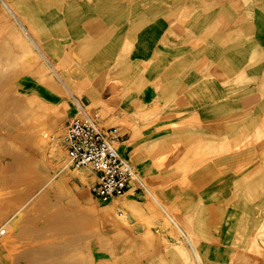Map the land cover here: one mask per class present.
Instances as JSON below:
<instances>
[{
	"label": "rangeland",
	"instance_id": "obj_1",
	"mask_svg": "<svg viewBox=\"0 0 264 264\" xmlns=\"http://www.w3.org/2000/svg\"><path fill=\"white\" fill-rule=\"evenodd\" d=\"M0 62V264H264V0H0ZM74 116L124 136L149 216L95 211Z\"/></svg>",
	"mask_w": 264,
	"mask_h": 264
},
{
	"label": "built area",
	"instance_id": "obj_2",
	"mask_svg": "<svg viewBox=\"0 0 264 264\" xmlns=\"http://www.w3.org/2000/svg\"><path fill=\"white\" fill-rule=\"evenodd\" d=\"M123 138L117 127H102L87 116H74L66 124L63 145L71 167L92 172L90 192L102 202L146 191L138 171L120 151Z\"/></svg>",
	"mask_w": 264,
	"mask_h": 264
},
{
	"label": "bare ground",
	"instance_id": "obj_3",
	"mask_svg": "<svg viewBox=\"0 0 264 264\" xmlns=\"http://www.w3.org/2000/svg\"><path fill=\"white\" fill-rule=\"evenodd\" d=\"M22 19V18H21ZM72 48V47H71ZM1 63V62H0ZM2 64H0V69H1V73L3 72L2 71ZM5 71L7 70V69H4ZM46 70V69H45ZM4 71V72H5ZM9 71V70H8ZM7 71V72H8ZM44 71V70H43ZM11 72V71H10ZM45 72V71H44ZM1 73H0V75H1ZM7 74H9V72L7 73ZM5 75V74H4ZM1 77V76H0ZM7 77H10V76H6V78ZM2 78L3 79H5L3 76H2ZM260 80V79H259ZM252 89H253V87L251 86V85H248V86H245L244 88H242V89H240L239 91H237L235 94H232L231 96H233V97H241V98H243L244 100H247L249 97H251L250 95H252ZM100 96V100L101 101H105V99L104 98H102L101 97V92H100V94H99V92L98 93H96L94 90L93 91H91L90 92V97H91V99L94 97V96ZM111 97H113V96H111ZM110 98V97H109ZM108 98V99H109ZM143 103V106L145 105V102L143 101L142 102ZM77 105H78V109H79V111H81V112H86V110L84 109V108H82V107H80V103L79 102H77ZM159 106H162V105H159ZM147 108L148 109H151V107H148L147 106ZM56 123V122H55ZM57 124V123H56ZM166 124H168L167 126L168 127H170V128H174L173 126H174V123H166ZM51 125L50 126H48V127H43V128H40L38 131L36 130L35 131V133H34V135H33V138L32 139H30V141L32 142V144L33 143H35L37 140L38 141H40V140H44V139H47V138H50V134H51ZM231 134H233V133H231ZM249 134L247 133V132H240V133H237V134H233L232 136H230V138L231 139H233L234 137L235 138H237V140L238 141H246V140H249ZM30 142V143H31ZM128 142H131V139L130 140H128V141H126V143H128ZM11 146V145H10ZM63 147H64V145H63ZM65 149V148H64ZM56 157H60L61 156V154H62V151H61V149L60 148H58V147H55V146H53V148H52V151H51ZM4 153V152H3ZM2 153V154H3ZM7 153V152H6ZM65 153H66V150H65ZM5 154V153H4ZM3 154V155H4ZM5 156V155H4ZM8 156V155H7ZM2 157V156H1ZM1 157H0V159H1ZM4 158H6V157H4ZM66 158H67V161H68V163H69V166H71V161H70V159L68 158V156H67V153H66ZM2 162V161H1ZM0 167H2V165H0ZM8 167V166H7ZM9 168L11 169V165H9ZM135 168V167H134ZM0 169H2V168H0ZM8 169V168H7ZM13 171V170H12ZM76 171H78V173L80 174V178L82 179V180H86V178H87V176H86V173H87V171H90L89 169H82V170H76ZM91 172V171H90ZM6 173H8V174H6L7 176L9 175V169H8V172L6 171ZM11 173V172H10ZM92 173V172H91ZM93 175V174H92ZM9 177H11V175H9ZM8 177V178H9ZM8 178H6V179H8ZM10 179V178H9ZM94 179V178H93ZM2 181H7V180H2ZM93 181V180H92ZM60 185H61V183H60ZM59 187H61V186H59ZM2 190V189H1ZM3 191V190H2ZM152 197H153V199H155L156 200V198H155V196L154 195H152ZM152 203L150 202V201H147L144 205L143 204H141L136 198H135V193L133 192V191H131V192H129V193H127L125 196H123V197H120V198H114L113 200H111V203L108 205V206H104V207H96V205H94L95 207H96V209H95V211H97V212H103V211H108L110 214H112V213H114V214H116V216L117 215H121V219L122 220H124L125 222H128L129 221V219H130V217H135V216H137V215H143V214H145V215H148L149 216V214L148 213H146L147 211H153V207H152ZM160 206L162 207V208H164L163 207V205L162 204H160ZM115 222V221H114ZM9 227V225H6V226H4L3 228H2V230H7V228ZM68 239H69V237H65V236H63V237H54V239L53 240H51L50 241V244H49V249L48 250H50V251H55V248H56V246L59 244V246H62V245H64V244H66L67 242H68ZM216 256V253H214V251H212V252H210V257L209 258H213V257H215Z\"/></svg>",
	"mask_w": 264,
	"mask_h": 264
},
{
	"label": "crops",
	"instance_id": "obj_4",
	"mask_svg": "<svg viewBox=\"0 0 264 264\" xmlns=\"http://www.w3.org/2000/svg\"><path fill=\"white\" fill-rule=\"evenodd\" d=\"M152 39H154L153 37L152 38H149V39H145V41H142V46H143V50L145 51L146 49H148V46H150L151 44H153V40ZM226 76H228V75H226ZM112 93V92H111ZM111 96H113V94H110L109 96H107V97H111ZM191 135H192V133H191ZM200 135H202V134H200ZM180 136H183V137H186L187 139H188V141H193L194 139H196L197 138V136L196 137H193V136H187V134L186 133H184V135H180ZM199 136V135H198Z\"/></svg>",
	"mask_w": 264,
	"mask_h": 264
}]
</instances>
